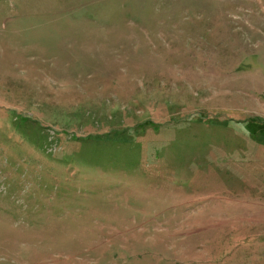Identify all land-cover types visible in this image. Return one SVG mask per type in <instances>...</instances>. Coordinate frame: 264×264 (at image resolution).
Returning a JSON list of instances; mask_svg holds the SVG:
<instances>
[{
    "label": "rangeland",
    "instance_id": "374dc122",
    "mask_svg": "<svg viewBox=\"0 0 264 264\" xmlns=\"http://www.w3.org/2000/svg\"><path fill=\"white\" fill-rule=\"evenodd\" d=\"M0 264H264V0H0Z\"/></svg>",
    "mask_w": 264,
    "mask_h": 264
}]
</instances>
